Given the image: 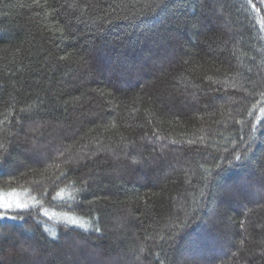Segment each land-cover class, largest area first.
<instances>
[{"label": "trees", "instance_id": "1", "mask_svg": "<svg viewBox=\"0 0 264 264\" xmlns=\"http://www.w3.org/2000/svg\"><path fill=\"white\" fill-rule=\"evenodd\" d=\"M262 106L264 0H0V264H264Z\"/></svg>", "mask_w": 264, "mask_h": 264}, {"label": "snow or ice", "instance_id": "2", "mask_svg": "<svg viewBox=\"0 0 264 264\" xmlns=\"http://www.w3.org/2000/svg\"><path fill=\"white\" fill-rule=\"evenodd\" d=\"M260 101H257V104H259ZM260 112L264 113V106L260 108ZM249 115H251V112H249ZM236 159H240L239 156L236 157ZM14 193H9L7 196L0 197V208L4 209L5 212L8 211H13V210H21L25 209L28 207V205L22 201L19 200V198H13ZM0 218H5L3 216H0ZM11 219H16L15 216L10 217ZM67 222L70 225H78L80 228H83L84 225L82 223H79L76 219L74 218H68Z\"/></svg>", "mask_w": 264, "mask_h": 264}, {"label": "rangeland", "instance_id": "3", "mask_svg": "<svg viewBox=\"0 0 264 264\" xmlns=\"http://www.w3.org/2000/svg\"><path fill=\"white\" fill-rule=\"evenodd\" d=\"M9 193H14L15 194L14 197H13L14 199L15 198H19L20 201L24 202L23 195L21 196V194L18 193V192L0 193V197L7 196ZM0 209H2V208H0ZM45 215L49 219V221H51V222H62V221H64V222L68 223L67 222V219L68 218H74V219H76L75 217L70 216V215H65V214L56 215L55 213H51V212L50 213H47ZM76 220L78 221V219H76ZM78 222L81 223V221H78ZM76 226H78V225H76Z\"/></svg>", "mask_w": 264, "mask_h": 264}]
</instances>
